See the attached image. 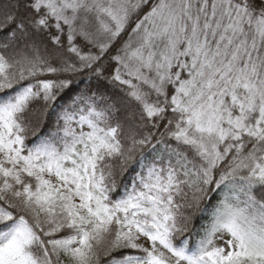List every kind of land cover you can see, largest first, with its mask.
<instances>
[{"label":"snow or ice","instance_id":"1","mask_svg":"<svg viewBox=\"0 0 264 264\" xmlns=\"http://www.w3.org/2000/svg\"><path fill=\"white\" fill-rule=\"evenodd\" d=\"M0 264H264V0H0Z\"/></svg>","mask_w":264,"mask_h":264},{"label":"trees","instance_id":"2","mask_svg":"<svg viewBox=\"0 0 264 264\" xmlns=\"http://www.w3.org/2000/svg\"><path fill=\"white\" fill-rule=\"evenodd\" d=\"M195 224H196V227H199V225H200V220H199V218H197Z\"/></svg>","mask_w":264,"mask_h":264}]
</instances>
